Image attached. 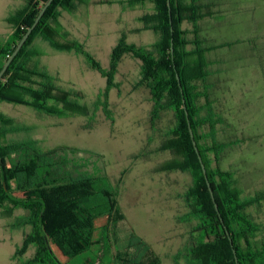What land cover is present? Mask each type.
Wrapping results in <instances>:
<instances>
[{"label":"rangeland","instance_id":"obj_1","mask_svg":"<svg viewBox=\"0 0 264 264\" xmlns=\"http://www.w3.org/2000/svg\"><path fill=\"white\" fill-rule=\"evenodd\" d=\"M212 2L214 17L202 23L201 37L211 48L219 47L209 54L213 72L209 83L214 111L224 120L217 126V139L227 145L213 168L234 173L236 187L248 198L264 193V0ZM25 3L0 0V36L11 34L8 19ZM152 10L150 3L131 6L129 0H85L73 12L63 11L60 24L69 39L83 45L87 56L35 42L47 71L63 88L82 94L79 102L87 108L85 114L57 117L0 104V113L12 118L19 129L8 134L9 142L35 141L45 152L69 149L67 155L84 171L96 173L100 197L107 200L102 194L107 191L115 200L124 219L114 216L102 249L103 264H118L110 256L117 253L129 254L132 263H148L156 255L161 264H189L184 255L196 223L187 219L189 207L183 194L192 176L166 170L171 155L164 144L174 126L172 114L163 113L153 128L151 96L148 89L137 86L141 61L132 54L119 62L115 87L107 97L108 79L91 66L93 59L110 71L113 51L122 38L138 47L157 43L158 35L141 20ZM184 28L192 25L186 23ZM248 213L260 227L256 239L264 243V202ZM28 216L24 209L11 217L0 216V264H20L16 255L31 230L23 226ZM34 254L30 248L23 259Z\"/></svg>","mask_w":264,"mask_h":264},{"label":"trees","instance_id":"obj_2","mask_svg":"<svg viewBox=\"0 0 264 264\" xmlns=\"http://www.w3.org/2000/svg\"><path fill=\"white\" fill-rule=\"evenodd\" d=\"M46 2L26 0L22 8L10 15L8 22L13 30L6 37L0 36V71ZM84 2L54 0L0 82V104L26 106L57 117L83 115L88 111L79 102L82 94L63 88L47 71L35 45L42 40L56 51L87 56L83 45L69 39L60 24L63 11L73 12L77 3ZM129 3L153 5L152 12L141 20L146 29L158 35V42L151 47H138L122 38L113 51L110 71L102 69L93 59L91 66L108 79L104 95L107 97L108 91L115 87L113 79L119 62L125 54H132L141 61L137 86L148 89L151 96L153 128L163 113L172 114L174 126L166 134L164 144L171 161L165 168L191 174L192 183L183 198L189 207L187 219L196 223L183 255L189 264H237L235 250L239 264H264V243L256 239L260 227L248 213L249 208L264 202V193L244 198L236 187L234 173L213 168L227 148L217 139V126L224 120L214 111L209 83L213 75L209 54L219 47L211 48L201 37V25L214 17L216 4L212 0H129ZM186 23L192 29H185ZM185 106L218 211L193 145ZM15 127L12 118L0 113V216L11 217L17 209H24L29 216L23 226L31 228L18 247L16 259L20 264H103L102 249L106 247L105 239L110 235L114 216L124 219L115 200L107 191H102L109 197L107 200L100 197L96 173L84 171V166L67 155L69 149L45 152L35 141L9 142L8 134L19 130ZM30 248L35 249L34 256L23 259ZM128 255L110 256L118 264L138 263H132ZM141 264L161 262L154 255L148 263Z\"/></svg>","mask_w":264,"mask_h":264},{"label":"water","instance_id":"obj_3","mask_svg":"<svg viewBox=\"0 0 264 264\" xmlns=\"http://www.w3.org/2000/svg\"><path fill=\"white\" fill-rule=\"evenodd\" d=\"M53 2H54V0H47V2L45 3V5L43 6V8L41 9V11L39 12L38 16L36 17L34 24L30 28H28L26 34L19 41V43L16 45V48H15L13 54L8 58V60L5 62L4 66L2 67V69L0 71V82L2 81L5 73L9 69V67L12 64V62L14 61L15 57L20 53V51L22 50V48L24 47V45L26 44V42L28 41V39L32 35L33 31L37 28V26L39 25L41 19L43 18V16L45 15L46 11L52 5ZM170 15H171V10H170ZM172 50H173V47H172ZM177 80H178V82L180 84V77H179V75H177ZM185 112H186V116H187L188 122H189L190 133H191V137H192V140H193V145L195 147L196 153H197L198 158L200 160V163H201V166H202V169H203V172H204L205 179L207 181V185H208V188H209L211 197H212V199H213V201L215 203L216 210L218 211L219 210V207H218V204L215 201L214 189L212 187V184L209 181V178H208V175H207L206 166L204 164V161H203V158H202L201 153L199 151V148L197 146V143H196V141L194 139V134H193V131H192V128H191L190 120H189V112L187 111V107L186 106H185ZM227 233L229 235V239L231 241V245L233 246V243H232L230 234H229V232H227ZM234 254H235V257H236L237 264H239L235 250H234Z\"/></svg>","mask_w":264,"mask_h":264},{"label":"crops","instance_id":"obj_4","mask_svg":"<svg viewBox=\"0 0 264 264\" xmlns=\"http://www.w3.org/2000/svg\"><path fill=\"white\" fill-rule=\"evenodd\" d=\"M37 46V45H36ZM42 60V57L40 58ZM45 66V65H44Z\"/></svg>","mask_w":264,"mask_h":264}]
</instances>
